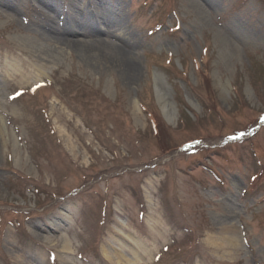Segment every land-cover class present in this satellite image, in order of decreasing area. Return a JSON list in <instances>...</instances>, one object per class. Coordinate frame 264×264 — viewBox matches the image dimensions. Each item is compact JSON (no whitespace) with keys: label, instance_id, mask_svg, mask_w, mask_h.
<instances>
[{"label":"rangeland","instance_id":"1","mask_svg":"<svg viewBox=\"0 0 264 264\" xmlns=\"http://www.w3.org/2000/svg\"><path fill=\"white\" fill-rule=\"evenodd\" d=\"M106 1L133 79L0 0V264H264V0Z\"/></svg>","mask_w":264,"mask_h":264},{"label":"bare ground","instance_id":"2","mask_svg":"<svg viewBox=\"0 0 264 264\" xmlns=\"http://www.w3.org/2000/svg\"><path fill=\"white\" fill-rule=\"evenodd\" d=\"M38 2L41 6L36 8L34 12L38 17L36 25L42 30L40 31L42 33V37L61 47L75 49L85 56L86 59L97 60L102 52H106L110 59L116 61V63L125 69V72L130 79L134 78V72L136 71V47L135 44L125 40V36H116V33L122 29L118 18L113 19V17H111L106 11L102 13V11L98 10H96L95 14L93 12H87L83 14V17H80V9L76 5L70 4L69 6L71 9L66 14V20L68 24L72 26V29H65L64 32H62L56 28L54 25L55 21L49 16L48 11H45L49 10L55 14L60 13L57 8V0H38ZM98 2L99 5L95 2V6H98L99 9H101L100 7L104 6L107 1L98 0ZM2 5L4 6L3 8L13 11L14 13H18L19 8L17 9V6L8 2V0H3ZM31 7L34 9L33 6ZM72 13H74V15ZM79 32H83V34L86 35L87 40L74 43L75 41H70L67 38L68 35L78 34ZM102 36H105L106 39H103ZM113 38L119 40V43L117 44L111 42L112 40L110 39ZM163 110L167 119L173 118L174 114L171 112L166 103H164ZM0 123L2 124L1 119ZM226 232L229 236L226 238V243H235L236 245L239 244L240 239L236 230L229 228ZM66 249L67 248L65 246V250ZM135 259L137 260L136 254ZM132 262L133 260L127 261L129 264H132Z\"/></svg>","mask_w":264,"mask_h":264},{"label":"trees","instance_id":"3","mask_svg":"<svg viewBox=\"0 0 264 264\" xmlns=\"http://www.w3.org/2000/svg\"><path fill=\"white\" fill-rule=\"evenodd\" d=\"M157 129H159V125H158V127L156 126V130H157Z\"/></svg>","mask_w":264,"mask_h":264}]
</instances>
